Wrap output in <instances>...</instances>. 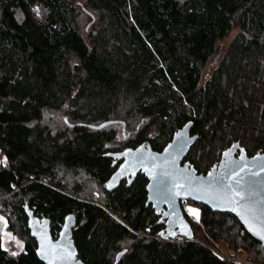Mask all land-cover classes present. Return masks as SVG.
Here are the masks:
<instances>
[{"label": "trees", "instance_id": "16d2710c", "mask_svg": "<svg viewBox=\"0 0 264 264\" xmlns=\"http://www.w3.org/2000/svg\"><path fill=\"white\" fill-rule=\"evenodd\" d=\"M59 110L66 125L48 122ZM107 120L116 121L92 126ZM189 121L199 136L186 160L198 173L235 142L264 153V0H0V210L25 241L15 256L0 248V264H45L26 206L50 218L53 237L75 213L86 264H241L206 241L223 239L262 260L264 246L233 213L195 202L198 220L183 209L193 235L175 236L147 204L144 172L111 182L115 153L145 143L162 151Z\"/></svg>", "mask_w": 264, "mask_h": 264}, {"label": "water", "instance_id": "95a60500", "mask_svg": "<svg viewBox=\"0 0 264 264\" xmlns=\"http://www.w3.org/2000/svg\"><path fill=\"white\" fill-rule=\"evenodd\" d=\"M114 121L116 120H107L92 126L102 128ZM192 127V121L185 123L175 132L172 140L162 151L153 150L148 143H145L136 148L127 147L115 153L114 156L122 160V163L111 182L119 183L127 174H136L142 171L149 178L146 187L147 204H152L157 212H162V217L167 218L169 229L173 230L178 226L181 234L187 237L193 235L190 223L183 212V204L191 200L204 203L216 211L233 213L246 231L264 245V238L257 234L260 228L264 227V153L248 155L245 149L240 147L239 142H235L224 151L219 164L206 173H198L190 161H185L190 147L199 136L191 132ZM125 129L126 126L123 123V133H125ZM234 171L238 176L233 175ZM209 173L212 175L210 176ZM238 178L240 179L239 185L236 183ZM229 186L243 191L246 195L251 194L247 195L246 199L240 200L239 204L224 203L219 194L226 191ZM201 188L208 190H197ZM176 192L180 194L177 195ZM250 202H253L257 209L254 214L255 218L251 214L246 216L252 222L251 229L240 214L241 205H247ZM233 208L236 210L233 211ZM25 212L30 233L37 241L36 253L41 261L49 264V260L39 254L41 236L44 235L52 244L59 243L61 246H68L74 252L73 258L63 261L57 259L54 264H86L78 257V250L73 238V230L77 226L75 213L65 216L58 237H53L49 217L37 215L28 206L25 207ZM69 217L71 219H68ZM126 251L127 248H124L117 252L115 263Z\"/></svg>", "mask_w": 264, "mask_h": 264}, {"label": "rangeland", "instance_id": "374dc122", "mask_svg": "<svg viewBox=\"0 0 264 264\" xmlns=\"http://www.w3.org/2000/svg\"><path fill=\"white\" fill-rule=\"evenodd\" d=\"M80 19H81V23H80L81 29L84 32L86 30L88 31V28L90 27V15L82 13L80 15ZM237 31H238L237 28H234L228 36L224 37L223 39H221L219 41L218 48H217L216 52L214 53L211 60L209 61V63L206 65V67L204 69L203 79H202L203 81H205L212 74L213 70L219 64L223 54L225 53V50L227 49L228 45L230 44V42L232 41L234 36L237 34ZM64 116H65V113L59 110V111L52 113V114L49 113L47 116V119L49 118V120H50V121L48 120V122H57L56 124H58V125H66L64 122ZM121 128H123V126ZM124 132L125 133H123V130H122L121 136L122 137L128 136L126 133V130ZM0 159L5 161L4 156ZM97 191H98V189H97ZM97 191L94 194L96 197H99L100 193ZM183 209L187 213L189 219L192 221L198 220L200 215H201L200 206L195 202H185L183 204ZM189 209L197 210V214H193L192 212L189 211ZM0 217L3 218V220H0V236H3L4 248H7L10 253L17 252L18 254H20L23 251V250H21V247L18 246L17 244H16V246L12 247L11 242L13 240L9 239V237L6 234L10 233L11 236L15 238L14 240L21 241L22 245H23V249H24V244H25L24 239L21 236L15 234L13 232V230L7 226L8 225L7 224V218L1 210H0ZM205 233H206V231L204 230V228H203V230L201 229L200 231H198L199 237L202 238L203 240H205V238L203 237V235ZM206 241L210 242L212 244L213 248L216 249V251L219 255H230V256L236 255L237 258L239 259V263H241V264H256V263L264 264V249H263V247L258 249L260 251V253L262 254V257H261L262 260H260L259 259L260 256L255 258V256L252 255L254 253L253 251H257V250L248 249L244 245L243 242H238L239 246L235 249L234 247H232V245L228 239H223V240H219L216 242L213 241V243L211 241H208V240H206Z\"/></svg>", "mask_w": 264, "mask_h": 264}, {"label": "snow or ice", "instance_id": "6c2138e0", "mask_svg": "<svg viewBox=\"0 0 264 264\" xmlns=\"http://www.w3.org/2000/svg\"><path fill=\"white\" fill-rule=\"evenodd\" d=\"M178 135H179V133H178ZM225 155H227V153H225ZM5 160H6V158H5ZM209 175L211 176L212 174L209 173ZM233 175H237L238 176V174L235 171L233 172ZM236 183H237V185L240 184V179L239 178L237 179ZM197 190L207 191L208 189L201 188V189H197ZM176 194L179 195L180 193L176 192ZM250 194L251 193H248L247 195H250ZM247 195L243 191H241V190H239L237 188H231L230 186H229V188L226 191H224V192L219 194L220 198L222 199V201L224 203H230V204H239V201L246 199ZM241 208H242V211L240 213L241 217L245 218L246 223L249 224V227L251 229L253 227L252 222H251V220L247 219L246 216L248 214H251L253 216V218H255L254 214L257 211V209L255 207V204L253 202H250L247 205H241ZM235 210L236 209L233 208V211H235ZM189 211L192 212L193 214H197V210H195V209H189ZM68 219H71V218L69 217ZM0 220H3V218L0 217ZM65 227L67 228V225H65ZM172 234L174 235L175 233H172ZM257 234L261 235V237L264 238V227H261L260 231L257 232ZM6 235L11 240L15 239L14 237L11 236L10 233H7ZM15 242H16V244L18 246L21 247V250H23L22 242L19 241V240H16ZM0 248H4L3 236H0ZM58 249H59V251H58ZM4 250L7 251L8 249L4 248ZM39 254L43 255V257L45 259L49 260V264H54V262L57 259H60L61 261H63L65 259L74 257V252L71 250L70 247L61 246L59 243L52 244L51 242H49L47 240V237L44 236V235L41 236V249L39 250ZM11 255L15 256V255H18V253L17 252H12Z\"/></svg>", "mask_w": 264, "mask_h": 264}, {"label": "flooded vegetation", "instance_id": "af4514ba", "mask_svg": "<svg viewBox=\"0 0 264 264\" xmlns=\"http://www.w3.org/2000/svg\"><path fill=\"white\" fill-rule=\"evenodd\" d=\"M185 161H186V158H185ZM184 163V162H183ZM132 173H130V174H127L125 177H124V179L126 178V179H131L132 178ZM186 202H188V201H186ZM170 233H175L174 235L176 236V235H178V234H181L180 233V228L177 226L176 228H174L173 230L170 228Z\"/></svg>", "mask_w": 264, "mask_h": 264}, {"label": "built area", "instance_id": "2783aa9c", "mask_svg": "<svg viewBox=\"0 0 264 264\" xmlns=\"http://www.w3.org/2000/svg\"><path fill=\"white\" fill-rule=\"evenodd\" d=\"M15 241H16V240H13V241L11 242V246H12V247L16 246V242H15ZM222 256L227 257V258H229V259L232 260V261L239 262V259L237 258L236 255H232V256H230V255H222Z\"/></svg>", "mask_w": 264, "mask_h": 264}]
</instances>
